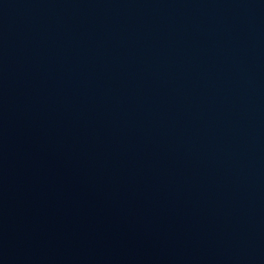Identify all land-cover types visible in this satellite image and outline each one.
<instances>
[{"label":"water","instance_id":"obj_1","mask_svg":"<svg viewBox=\"0 0 264 264\" xmlns=\"http://www.w3.org/2000/svg\"><path fill=\"white\" fill-rule=\"evenodd\" d=\"M0 264H264V0H0Z\"/></svg>","mask_w":264,"mask_h":264}]
</instances>
